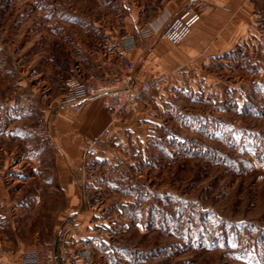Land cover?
I'll use <instances>...</instances> for the list:
<instances>
[{
    "label": "rangeland",
    "instance_id": "1",
    "mask_svg": "<svg viewBox=\"0 0 264 264\" xmlns=\"http://www.w3.org/2000/svg\"><path fill=\"white\" fill-rule=\"evenodd\" d=\"M93 3L0 0V264L44 241L89 247L76 264H264V1L231 51L70 158L54 114L94 75L67 47Z\"/></svg>",
    "mask_w": 264,
    "mask_h": 264
},
{
    "label": "crops",
    "instance_id": "2",
    "mask_svg": "<svg viewBox=\"0 0 264 264\" xmlns=\"http://www.w3.org/2000/svg\"><path fill=\"white\" fill-rule=\"evenodd\" d=\"M262 1L94 0L92 27H79L76 31L69 26L72 34L68 43L71 45L67 46L70 60L78 69L93 70L96 74L107 57L121 50V37L135 35V45L124 51V55L135 63L136 87L146 81L152 87L124 112L130 113L133 119V110L140 102L159 103L160 95L165 94L169 86L180 85L183 76L200 70L209 60L242 42L254 17H258ZM188 6L192 10L184 13V17L189 20L190 29L179 42L172 43L164 36L167 22ZM142 30H149L150 34L140 38L138 33ZM64 107L54 114V140L61 152L70 158H77L87 144L95 147L94 140L101 135V130L108 128L112 132L118 123L110 116L101 97L87 99L77 112ZM68 170L79 186L78 175H74L69 166Z\"/></svg>",
    "mask_w": 264,
    "mask_h": 264
},
{
    "label": "built area",
    "instance_id": "3",
    "mask_svg": "<svg viewBox=\"0 0 264 264\" xmlns=\"http://www.w3.org/2000/svg\"><path fill=\"white\" fill-rule=\"evenodd\" d=\"M191 10L192 7L188 6L183 12L170 17L164 32L167 40L177 43L188 33L190 22L184 17V13ZM138 34L140 38H144L150 34V31L142 30ZM136 40L137 37L133 34L122 36L121 50L107 57L97 73L89 78L68 77L64 82L62 106L77 111L87 99L101 97L112 118L122 115L151 86V83L146 81L136 87L135 63L124 55V51L130 50ZM73 68L77 69V66L73 65ZM108 133V128H103L101 131L102 136ZM90 250L87 246L65 247L61 243L44 241L25 251L22 262L23 264H76L81 261L87 262L91 256Z\"/></svg>",
    "mask_w": 264,
    "mask_h": 264
}]
</instances>
